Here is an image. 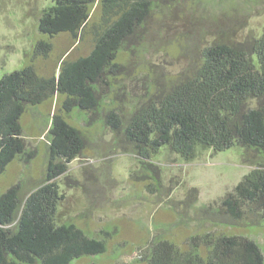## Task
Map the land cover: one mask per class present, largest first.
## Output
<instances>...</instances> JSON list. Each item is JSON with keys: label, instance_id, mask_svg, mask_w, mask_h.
Segmentation results:
<instances>
[{"label": "trees", "instance_id": "obj_1", "mask_svg": "<svg viewBox=\"0 0 264 264\" xmlns=\"http://www.w3.org/2000/svg\"><path fill=\"white\" fill-rule=\"evenodd\" d=\"M154 1L54 0L41 16L40 32L49 38L68 33L75 43L93 34L92 51L77 59L64 58L76 48L73 45L61 57L58 73L42 75L35 60L48 57L53 42L40 39L31 62L0 77V174L27 152L22 125L27 107L59 103L47 130L44 181L26 199L20 183L0 194V264H72L82 256L106 252L105 237L90 236L76 223L58 220L65 194L57 177L87 147V139L66 113L79 109L90 112V119L99 115L106 103L99 84L107 83L108 73H122L119 53L149 17ZM93 3L100 9L98 21L92 20ZM202 57L192 74L179 76L165 90L150 91L148 98L139 97L129 115L109 109L106 123L123 134L124 144L143 164L141 171L152 172L155 179H160L161 167L151 157L164 146L188 161L202 149L219 152L240 146L244 162L255 167L226 193L220 207L233 218L246 211L264 222V30L242 41H217ZM132 175L134 180L146 177L139 169ZM193 191L197 199L198 190L191 188L189 193ZM147 248V264H264L259 243L242 235L209 231L192 236L188 248L156 235Z\"/></svg>", "mask_w": 264, "mask_h": 264}, {"label": "rangeland", "instance_id": "obj_2", "mask_svg": "<svg viewBox=\"0 0 264 264\" xmlns=\"http://www.w3.org/2000/svg\"><path fill=\"white\" fill-rule=\"evenodd\" d=\"M53 4L54 0H0V77L31 62L40 39L53 42L51 54L35 60L42 75L58 73L61 57L73 45L76 48L64 58L77 59L92 51L93 34L75 43L68 33L49 38L40 32L41 16ZM94 12L92 20L98 21V4ZM263 30L264 0L153 2L149 17L119 53L122 73H108L107 83L99 84V93L106 98L99 115L90 119V112L79 109L66 113L87 139V147L57 177L65 194L58 220L74 222L88 235L107 241L103 255H85L72 264H147L143 256L154 236L188 248L192 236L209 231L254 239L264 252V222L246 211L233 218L220 207L226 193L255 167L244 162L240 146L219 152L202 149L190 161L164 146L151 157L161 167L160 179H155L152 172L141 171L143 164L134 149L124 144L123 134L114 132L105 119L109 109L129 115L139 97L148 98L150 91L165 90L179 76L192 74L207 46L242 41ZM56 105L53 100L27 107L22 117L27 152L0 174V194L20 183L26 199L44 181L49 162L47 130ZM138 169L146 176L142 180L133 179ZM191 188L198 190L197 199L195 191L189 193ZM188 198L191 205L185 203Z\"/></svg>", "mask_w": 264, "mask_h": 264}]
</instances>
